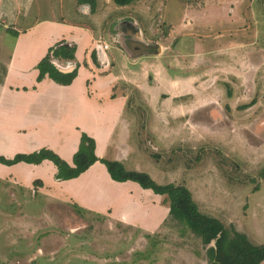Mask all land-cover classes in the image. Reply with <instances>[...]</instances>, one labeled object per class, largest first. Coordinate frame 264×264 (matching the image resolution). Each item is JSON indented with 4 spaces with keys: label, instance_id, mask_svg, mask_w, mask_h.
<instances>
[{
    "label": "rangeland",
    "instance_id": "rangeland-1",
    "mask_svg": "<svg viewBox=\"0 0 264 264\" xmlns=\"http://www.w3.org/2000/svg\"><path fill=\"white\" fill-rule=\"evenodd\" d=\"M95 1L92 18L82 17L110 33L117 68L139 75L124 112V137L133 147L125 168L146 172L158 184L186 186L202 213L263 244L264 0H138L129 8ZM26 3L25 22L77 16L74 0ZM121 13L140 33H120L130 54H146L135 65L112 30ZM11 35L3 40L0 28L1 58ZM118 46L125 52L117 53ZM75 184L69 185L80 193L88 182ZM113 186L98 182L88 191L97 195L89 200L93 206L116 202L113 211L100 213L74 202L31 201L22 192L14 197L0 184V264H208L207 246L169 218L164 196L156 198L165 207L157 211L153 191L138 186L130 195L128 185ZM118 190L125 195L116 196ZM132 216L146 228L121 220Z\"/></svg>",
    "mask_w": 264,
    "mask_h": 264
},
{
    "label": "crops",
    "instance_id": "crops-1",
    "mask_svg": "<svg viewBox=\"0 0 264 264\" xmlns=\"http://www.w3.org/2000/svg\"><path fill=\"white\" fill-rule=\"evenodd\" d=\"M27 1L0 0L1 34L13 36L6 56L0 57V156L12 158L16 153H31L49 148L72 164L81 133L85 132L95 140V154L99 158L108 159L111 152H114L116 156L112 158L124 164L129 156L127 153L133 151L132 145L125 139L129 135L124 112L132 106L130 86L133 91L139 86L134 79L139 78V75L128 71L127 67L123 70L117 68L116 56L110 51L112 44L108 42L110 33L101 28L93 29V25L87 21L97 9L96 1L94 0L95 10L91 11L89 3L74 0L73 9L77 13L74 20L63 16L58 19L38 16L32 22H25ZM104 1L105 4L111 3L109 0ZM125 7L129 8L130 5ZM112 24H115L112 30L117 31V41L122 42L120 45L129 51L130 64L135 65L141 55L146 54H130L131 51L124 44L125 38L120 35L123 32L132 38L140 36L135 23L125 19V14L121 13ZM99 25L102 27L101 24H96ZM131 26L134 27L130 28ZM4 38L6 36L3 40ZM137 40L141 41V37ZM61 42L76 45L75 58L64 60L55 58L50 53V61L61 72H70L79 66L76 77L68 85L56 83L47 76L37 82V63L46 55L49 47ZM1 48L3 46H0V52ZM118 48L117 53L125 52L122 47ZM92 51L95 53V61L91 56ZM143 66L147 71L150 64L145 63ZM152 68L153 72L158 70L155 64ZM162 76L166 77L164 74ZM181 79L177 83L178 88L185 83L184 78ZM173 81L175 80L166 77V82L171 83L172 87ZM146 87L149 88L148 84ZM56 171V166L47 159L39 164L0 163V184L12 191V194L22 192V196L30 197L31 201L39 200L45 204L48 200L74 202L87 210L100 213L113 211L116 202L104 199L105 205L102 208L89 203L93 195L95 199L97 195L88 191L98 182L113 186L110 184L112 182L118 185L113 186L118 189L128 185L126 191L130 195L141 188L132 181H113L104 164L99 161L73 179L57 180L54 178ZM82 181H87L88 184L82 185L84 188L81 187L83 189L80 193L76 187L69 185L76 183V186H80L78 183ZM33 185L34 190H31ZM84 189L87 191L83 192ZM149 190L146 189V194L152 192ZM125 193V190H118L115 195L124 196ZM156 198L160 200L161 195L152 192L151 205L157 211L162 208L164 210V205ZM130 218L121 217V220L131 225L137 222L146 228L136 216H132V220ZM160 220L157 218V222Z\"/></svg>",
    "mask_w": 264,
    "mask_h": 264
},
{
    "label": "trees",
    "instance_id": "trees-1",
    "mask_svg": "<svg viewBox=\"0 0 264 264\" xmlns=\"http://www.w3.org/2000/svg\"><path fill=\"white\" fill-rule=\"evenodd\" d=\"M81 1L89 3L91 11H94V0ZM110 1L120 6H126L138 0ZM75 51V44L69 45L64 42L49 47L46 55L36 65L38 70L36 81L39 82L47 76L56 83L70 84L76 77L79 66L70 72H61L50 61V53L55 58L73 60ZM91 56L95 61L94 51ZM45 159L50 160L56 166L57 171L54 178L57 180L76 178L93 163L99 161L104 164L113 181H132L141 188L150 189L153 193L164 196V200L168 204L169 218L180 222L207 246L208 264H264V243H252L245 233L236 230L233 226L227 227L216 217L202 213L193 200L191 191L186 186L174 183L158 184L146 172L126 169L123 163L118 160L99 158L95 154V140L85 132L81 133L78 149L72 157V164L49 148H41L31 153H16L12 158L0 156V163L5 165L18 162L39 164ZM212 242L213 244H211Z\"/></svg>",
    "mask_w": 264,
    "mask_h": 264
},
{
    "label": "built area",
    "instance_id": "built-area-1",
    "mask_svg": "<svg viewBox=\"0 0 264 264\" xmlns=\"http://www.w3.org/2000/svg\"><path fill=\"white\" fill-rule=\"evenodd\" d=\"M105 48L107 47V45L106 46H104Z\"/></svg>",
    "mask_w": 264,
    "mask_h": 264
},
{
    "label": "water",
    "instance_id": "water-1",
    "mask_svg": "<svg viewBox=\"0 0 264 264\" xmlns=\"http://www.w3.org/2000/svg\"><path fill=\"white\" fill-rule=\"evenodd\" d=\"M132 27H134V26H131L130 28H132Z\"/></svg>",
    "mask_w": 264,
    "mask_h": 264
}]
</instances>
